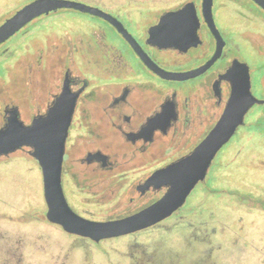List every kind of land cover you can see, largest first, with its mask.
<instances>
[{"label":"flooded vegetation","instance_id":"af4514ba","mask_svg":"<svg viewBox=\"0 0 264 264\" xmlns=\"http://www.w3.org/2000/svg\"><path fill=\"white\" fill-rule=\"evenodd\" d=\"M228 2L233 5L232 20L227 27L229 30H224L217 17L226 11ZM189 3L195 6L200 20L197 45L186 51L150 45L147 42L149 29L158 23L160 16ZM126 4L132 11H115L101 4L94 5L121 20L150 58L165 70L191 71L203 66L214 55L217 42L203 18L202 0H188L164 9L140 35L134 33L128 24L132 22V13L142 14L145 5ZM55 12L41 15L30 23ZM10 16H3L0 25ZM213 17L225 41L221 57L203 74L184 81L166 80L157 75L134 52L123 35L104 19L102 26H91L84 31L65 29L61 30V36L54 33V37L47 38L54 39L53 47L40 44L34 52L26 49L17 57L14 54L8 57L12 53L7 45L10 37L0 45V60L8 57L6 85L0 82V128L6 124L11 111H16L19 120L26 125L31 124L34 117L45 114L62 93L67 80L72 92H80L69 128L62 172L63 189L67 188L80 207V210H74L93 220L118 219L140 211L166 191V188L157 190L153 186L141 188L149 176L190 152L220 118L232 91V81L223 75L235 62L239 67L234 78L241 74L249 78L252 93L264 100V9L253 0H214ZM27 27L28 24L19 33L25 34ZM108 30L116 32L122 46L109 41ZM131 52L138 67L129 59ZM166 102L173 103L176 113L167 132L153 129L152 125L147 128L149 120L162 110ZM256 108L258 110L252 114L253 121L249 124L264 126V104H255L246 114L243 125L248 124L247 116ZM255 135L259 134L249 133L248 137ZM169 138L180 143L179 151L187 150L170 161H159L158 152L164 153L161 146ZM243 148L229 157L226 166H237ZM96 151L107 156L105 165L100 160L88 162V154ZM17 152H26L32 157L28 147L14 153ZM14 153L0 155V160ZM242 181L245 187L230 189L231 195L238 194L239 190L247 195L245 202L231 207L232 213L237 214L231 231L264 232V187ZM123 203L128 207L122 208ZM184 205L168 218L179 221L187 219L188 215H198L200 224L205 227L204 233L219 232L217 228H208V221H217V218L211 208L207 216L202 215V200L197 207L194 205L196 209L193 207L187 212L182 210ZM242 214L251 217L246 219ZM165 220L129 235L156 231L164 226Z\"/></svg>","mask_w":264,"mask_h":264},{"label":"rangeland","instance_id":"374dc122","mask_svg":"<svg viewBox=\"0 0 264 264\" xmlns=\"http://www.w3.org/2000/svg\"><path fill=\"white\" fill-rule=\"evenodd\" d=\"M31 1L0 0V19L5 15H13ZM78 1L91 5L101 4L106 9H120L122 12L127 9L132 11V8H127V2L145 5L142 7V14L132 13V22L128 24L134 33L140 35L164 9L188 0ZM227 5L226 11H222L217 17L219 26L224 30L228 29L232 20L230 14L233 5L231 2ZM216 6L217 2L215 8ZM104 23L103 19L87 13L71 9L57 10L50 16L28 24L25 34L18 32L12 36L7 42L12 49L8 57H17L26 49L34 52L40 44L53 47L54 39L47 38L54 33L61 36V30L84 31ZM108 32L110 42L117 46L123 45L116 32ZM8 57L0 60L1 85H6L7 82L5 65ZM129 59L138 67L132 52ZM257 110L258 108L250 112L247 116L248 124L240 126L218 152L205 182L196 186L182 209L187 212L194 205L197 207L202 200V215L207 216L211 208L217 218V221H208V228H217L219 232L204 233L205 227L200 224L198 215H188L187 219L179 221L168 218L163 222L164 226L156 231L125 235L99 243L82 239L46 220L42 172L32 157L26 152H17L0 160V264H264V232L231 231L237 219V214L232 213L231 207L245 202L244 197L247 195L241 190L238 194L231 195L230 189L235 186L245 187L242 180L264 187V126L249 124L253 121L252 114ZM249 133L259 135L249 138ZM179 145L177 140L169 138L161 146L164 153L158 152L159 161H170L187 150L179 151ZM241 147L244 148L237 166H226L229 157ZM64 190L71 207L80 210L75 198L67 188ZM122 206L128 207L125 203ZM250 217L245 215L246 219ZM223 229L225 230L221 232Z\"/></svg>","mask_w":264,"mask_h":264},{"label":"water","instance_id":"95a60500","mask_svg":"<svg viewBox=\"0 0 264 264\" xmlns=\"http://www.w3.org/2000/svg\"><path fill=\"white\" fill-rule=\"evenodd\" d=\"M253 1L264 9V0ZM213 3L214 0H202V15L216 38L215 53L203 66L187 72L165 70L150 58L121 20L96 5L78 0H32L0 25V45L41 15L59 9H73L112 24L147 67L161 78L184 81L203 74L221 57L225 41L213 17ZM199 24L195 6L186 4L164 12L158 23L150 27L147 42L161 49L186 51L198 43ZM238 64L235 62L223 75L232 81V91L220 118L190 152L158 168L149 176L141 188L153 186L157 190L166 188V191L157 201L134 214L112 220H93L80 215L69 204L63 189L62 172L69 128L80 92H72L67 80L62 93L47 112L34 117L31 124L26 125L19 120L16 111H11L6 124L0 128V155H10L23 147L29 148L30 155L37 160L42 172L47 207L45 218L61 226L67 233L95 243L136 233L167 219L185 204L195 187L206 179L218 152L244 124L248 111L255 104H264V100L252 93L249 78L243 74L234 78ZM173 119H176L174 105L166 102L162 110L149 120L147 128L152 125L153 129L167 132ZM87 160H100L105 165L107 156L96 151L89 153Z\"/></svg>","mask_w":264,"mask_h":264},{"label":"trees","instance_id":"16d2710c","mask_svg":"<svg viewBox=\"0 0 264 264\" xmlns=\"http://www.w3.org/2000/svg\"><path fill=\"white\" fill-rule=\"evenodd\" d=\"M192 148V147H189V149Z\"/></svg>","mask_w":264,"mask_h":264}]
</instances>
